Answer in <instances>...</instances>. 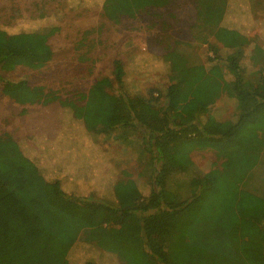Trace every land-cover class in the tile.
Listing matches in <instances>:
<instances>
[{
	"label": "trees",
	"instance_id": "16d2710c",
	"mask_svg": "<svg viewBox=\"0 0 264 264\" xmlns=\"http://www.w3.org/2000/svg\"><path fill=\"white\" fill-rule=\"evenodd\" d=\"M138 2L174 9L181 0ZM244 2L256 0H187L190 38L171 39L165 56L145 49L125 63L113 59L112 80L103 88L91 86L80 115L55 102L41 108L29 128L12 119L15 137L33 142L29 154H39L37 161L52 171L45 179L40 161L22 167L0 154V174L9 167L25 176L32 165L37 181L17 189L12 201L0 202V264H264V158L259 169L253 162L243 165L239 178L225 163L203 172L193 158L231 143L235 135L264 147V69L258 76L250 73L239 46L224 57L216 38L227 25L242 35L246 19L264 15V0H257L260 4L249 6L251 15L231 16ZM126 9L129 0H47L14 7L0 24V90L29 83L10 73L42 56L31 45L30 32L75 27L68 36L92 39L114 32ZM66 19H72L70 28ZM110 38L95 46L104 51ZM200 49L212 56L209 71H194L198 82L178 116L161 109L176 87L165 96L148 85L150 76L162 73L170 58L191 65ZM211 71L225 84L207 78ZM223 88L235 99V112L224 121L210 119L209 107ZM118 131L127 141L137 137L147 155L135 176L119 173L105 158L101 145Z\"/></svg>",
	"mask_w": 264,
	"mask_h": 264
},
{
	"label": "rangeland",
	"instance_id": "374dc122",
	"mask_svg": "<svg viewBox=\"0 0 264 264\" xmlns=\"http://www.w3.org/2000/svg\"><path fill=\"white\" fill-rule=\"evenodd\" d=\"M47 0H0V24H6L12 9L25 3H37ZM140 0H129L131 9L121 15L119 23L114 25V32H107L103 35H95V38L68 36L69 32L77 30L60 27V31L30 32L28 36L31 39V45L34 50H38L42 56L33 63L24 67L17 68L11 77H28L29 83L26 86H8L1 89L4 93L0 98V154L14 162L31 163L40 166L44 170L43 178L48 179L51 173L50 166L43 161H37L39 154L28 152L31 143H25L24 139L14 135L16 122L13 118L19 120L20 126L29 128L33 123V116L41 108L59 102L71 105L75 115H80L85 103L86 95L91 86L96 85L100 88L106 87L107 79L112 80V60L118 59L125 63L131 54H143L146 49L149 55L165 56L168 50V42L173 39L190 38V21L192 18L191 7L186 3L187 0H181L176 8H158L146 4L142 5ZM143 1V0H141ZM127 3V0H123ZM246 3V2H244ZM242 3V4H244ZM253 3H257L253 2ZM252 2H247L232 13L242 11V14H252L249 6H254ZM257 4H260L259 2ZM241 6V5H240ZM261 7V5H260ZM91 15V14H88ZM95 15V14H93ZM73 19V15H71ZM72 19H66L70 28ZM254 19L258 21L254 25ZM242 35L227 25L219 29L216 38L220 40L219 46L224 50L223 56L231 52L232 47L239 46L242 51V65L254 76H258L264 69V15H254L249 21L246 19L241 24ZM238 31L241 32L240 28ZM113 42L104 44L103 48L95 46L99 40L107 38ZM68 36V37H67ZM99 36H102L99 37ZM28 37L24 40L27 42ZM215 38V37H214ZM41 41V42H40ZM94 41V42H93ZM143 41V50L140 42ZM208 53L205 49H200L198 57L191 65L179 64L172 58L168 59L169 65H161L162 73L152 74L148 81L149 86L156 87L159 91L168 95L171 86L176 87L174 96L163 98L160 108H170L171 113L175 112L178 116L180 108L186 103L193 89L196 86V77L194 75L201 68L203 72L209 71L207 58ZM83 58V59H82ZM168 58V57H167ZM165 58V59H167ZM149 59V57H148ZM163 58L162 61H165ZM153 60V59H150ZM155 60V59H154ZM222 69L224 76L225 68ZM156 73L155 71H153ZM223 77L218 73L209 72L207 78L217 81L220 85L225 84ZM226 81V79H225ZM208 82V81H206ZM225 87V86H223ZM0 90V91H1ZM217 101L209 107V118L217 121H224L230 118L236 109L234 98L228 97L226 89ZM214 99V96L210 97ZM76 124L72 123V127ZM76 133L80 129L76 127ZM122 131H118L116 138L112 137L105 140L101 147L104 149L105 158L110 166L121 174L135 176L142 167V162L147 156L143 152L137 137L133 140H124ZM231 143L218 145L210 152H197L193 155L197 166L203 171H209L216 163L221 166L223 163L226 171L233 170L232 176L240 177L243 165L249 162L254 163V167H262L261 160L264 158V147L261 142L251 143L239 137L234 136ZM44 151L41 149L40 153ZM230 154V156H229ZM263 157L262 159H260ZM26 161V162H25ZM238 161L239 164L236 162ZM227 164V165H226ZM30 165V174L23 176L21 170L15 173V170L7 169L0 174V202L6 203L12 201L16 196V190L22 186H31L36 184V169ZM242 165L238 169L236 166ZM13 170V171H12ZM16 174V175H15ZM97 201L107 202L103 198H97ZM111 202V201H110Z\"/></svg>",
	"mask_w": 264,
	"mask_h": 264
}]
</instances>
